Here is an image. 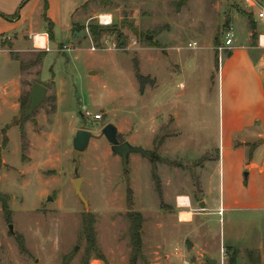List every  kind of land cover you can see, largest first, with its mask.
Instances as JSON below:
<instances>
[{
  "label": "rangeland",
  "instance_id": "obj_1",
  "mask_svg": "<svg viewBox=\"0 0 264 264\" xmlns=\"http://www.w3.org/2000/svg\"><path fill=\"white\" fill-rule=\"evenodd\" d=\"M253 2L257 7L250 9L241 0H93L77 14L70 39L67 33L56 38L58 54L13 56L20 72L10 99L18 109L0 119V195L10 213L7 218L0 204V264H87L93 259L101 264H207L205 258L227 264L232 251L237 264H264L253 250L226 248L254 240L264 214L232 211L211 214L203 222L197 206L200 185L207 190L216 180L211 171L222 147L217 68L226 51L218 50L227 32L234 47L241 45L249 17L256 25L253 14L264 8V0ZM100 16H108L109 24H100ZM91 27L103 31L97 40ZM258 27L264 33L262 22ZM16 72L0 64V84ZM35 84L47 89L44 103L13 124ZM246 98L255 95L244 92ZM85 112L101 118L85 119ZM108 124L123 133L118 132L121 142L130 139L131 146L156 159L134 154L138 162L129 163L124 176L119 157L101 136ZM79 130L92 138L75 175L72 139ZM166 139L169 145L162 147ZM245 172L237 173L236 190L249 185ZM76 178L82 180L87 206L74 194ZM170 190L190 198L197 214L192 222L178 219L169 206ZM129 213L142 217L138 254L130 245ZM17 237L26 253L20 252Z\"/></svg>",
  "mask_w": 264,
  "mask_h": 264
},
{
  "label": "crops",
  "instance_id": "obj_2",
  "mask_svg": "<svg viewBox=\"0 0 264 264\" xmlns=\"http://www.w3.org/2000/svg\"><path fill=\"white\" fill-rule=\"evenodd\" d=\"M91 1L93 0H0V64L14 66L17 71L14 78L0 84L1 120L5 115L14 114L18 109V104L12 103L10 99L14 96L12 91L16 89L20 72L19 62L14 57L26 58L31 57L33 53L40 52L44 59L50 52L57 53V47L61 45V42L57 43L56 38L67 33L68 39H70L77 14ZM253 17L256 23L255 45L253 46L251 43V33L244 22L246 37L242 39L241 45L236 47L233 46L235 42L233 38L230 49L225 50V56L221 58L222 65L219 72L217 68L223 112L219 136L222 147L211 171L216 180L212 181L211 179L207 190L200 185L202 198L197 202V206L201 211L200 217L203 222L211 214L221 216L232 211L264 214V50L257 47L258 35L264 33L259 32L255 13ZM47 32L52 34L50 40ZM34 37L40 39L38 49L35 48L32 41ZM3 43H7V46L4 44V48L1 47ZM151 54L149 53L147 56ZM41 65H39L40 68ZM89 75L93 77L97 74L89 72ZM244 92L252 93L255 95V99L246 98L243 100ZM224 95L225 100H223ZM55 102L58 112L60 98L56 92ZM167 140L164 141L162 147L169 145V140ZM126 141L134 143L130 139ZM248 147L251 149L249 151L250 158L249 152H246ZM235 151H238V155L233 156ZM132 157L133 155L129 157V163H137L138 161ZM210 161L205 163L204 170L209 166ZM243 170L246 171L244 175L246 180L248 181L250 178L249 185L246 189L236 190L234 185H239L241 182L237 173ZM169 192L172 196H169L167 202L169 206L177 210L178 219L192 222L197 214H194L195 212L192 210L190 198L182 196L180 190H170ZM177 198L186 199V206L182 208L177 206ZM200 204L204 205V210H200ZM260 225V231L257 235L255 233L254 240L252 238L244 239V244L240 246L234 241L231 246L226 248L253 250L259 254L257 257L262 262L264 257V219Z\"/></svg>",
  "mask_w": 264,
  "mask_h": 264
},
{
  "label": "water",
  "instance_id": "obj_3",
  "mask_svg": "<svg viewBox=\"0 0 264 264\" xmlns=\"http://www.w3.org/2000/svg\"><path fill=\"white\" fill-rule=\"evenodd\" d=\"M228 19L226 20V24H228ZM148 40H152L151 37H146ZM47 89L40 85L35 84L32 86L27 104L22 111H20L12 120L13 124H17L20 120L27 119L32 116V114L41 107L46 99ZM101 136L105 139L107 144L110 146V151L114 156L119 157L122 165L123 175H128V167H129V157L134 154L141 155L144 159L149 162H152L156 159L153 153H147L141 148L133 147L127 142H119L118 140V133L117 129L108 124L103 127L101 130ZM92 138V134L88 131L79 130L75 133L72 139V154H71V161L74 164V172L77 175L79 165H80V157L82 156L83 152L87 149L89 141ZM82 180L76 178L73 183V191L75 196L79 199V201L84 205L87 206L86 200L83 198L81 189ZM46 202H51V199L48 197ZM200 210H204V205H199ZM8 231L11 235H14L13 226H7ZM76 250V249H75ZM205 262L207 264H217L216 261L210 260L205 258Z\"/></svg>",
  "mask_w": 264,
  "mask_h": 264
},
{
  "label": "trees",
  "instance_id": "obj_4",
  "mask_svg": "<svg viewBox=\"0 0 264 264\" xmlns=\"http://www.w3.org/2000/svg\"><path fill=\"white\" fill-rule=\"evenodd\" d=\"M251 16V14H250ZM252 18V17H251ZM251 18H248L249 21V31L251 33V39L254 40L256 38V33H255V24L252 22ZM91 36L97 40L100 35L102 34V30L96 28V27H91ZM47 36L49 38V40L52 37L51 32H47ZM118 48L121 49V45L118 44ZM43 55H41L42 57ZM29 96V95H28ZM24 109V108H23ZM22 109V110H23ZM119 140V138H118ZM251 153L249 152V158ZM1 164V162H0ZM0 204H1V208L3 210V212L5 213V215L10 216L7 204H6V198L2 197L0 195ZM128 221H129V236H130V245H131V249L135 254H138L141 248V240H140V230H141V225H142V217L140 214L138 213H129L127 215ZM85 233L87 235H89L90 233V229H89V223L85 224L84 227ZM17 243H18V247L21 253H26V250L24 248V244H23V240L21 237H17ZM230 249V248H228ZM230 251V250H229ZM227 264H237V253L235 251H232L231 257L228 261Z\"/></svg>",
  "mask_w": 264,
  "mask_h": 264
},
{
  "label": "built area",
  "instance_id": "obj_5",
  "mask_svg": "<svg viewBox=\"0 0 264 264\" xmlns=\"http://www.w3.org/2000/svg\"><path fill=\"white\" fill-rule=\"evenodd\" d=\"M241 1L243 2V4L246 7L250 8V9L257 7V4L255 2H253V0H241ZM98 19H99V23L102 24V25H107L110 22V19H109L108 16H100ZM256 19L259 22H262L264 24V8H260L258 10V12L256 14ZM32 41H33V43L35 45V48L38 49L40 47L38 45V44H40V39L38 37H34L32 39ZM232 43H233L232 33L231 32L225 33L224 45L218 50L220 52V54H221L222 51H225L227 49H230ZM195 47H196L195 44H189V46H188V48L189 49H192V50L195 49ZM257 47L259 49L264 50V34L258 35V38H257ZM64 49L66 50L67 48L64 47ZM46 51H48V50L46 49ZM92 51H95V50L92 49ZM83 117L85 119H92V121H94V122L99 121L100 118H101L100 114H95V115L93 114L92 115L89 112H85L83 114ZM184 203H187V200L186 199H182V198H177L176 199V204L180 208L183 207V204ZM173 253H174L175 256H178L179 255V250L176 248V249H174ZM87 264H101V263H100V261L93 259V260L88 261ZM183 264H188V263L183 262Z\"/></svg>",
  "mask_w": 264,
  "mask_h": 264
},
{
  "label": "bare ground",
  "instance_id": "obj_6",
  "mask_svg": "<svg viewBox=\"0 0 264 264\" xmlns=\"http://www.w3.org/2000/svg\"><path fill=\"white\" fill-rule=\"evenodd\" d=\"M40 46V44H38ZM183 206H186V203L183 204ZM182 218V216H180Z\"/></svg>",
  "mask_w": 264,
  "mask_h": 264
},
{
  "label": "flooded vegetation",
  "instance_id": "obj_7",
  "mask_svg": "<svg viewBox=\"0 0 264 264\" xmlns=\"http://www.w3.org/2000/svg\"><path fill=\"white\" fill-rule=\"evenodd\" d=\"M119 142L121 143V141L119 140Z\"/></svg>",
  "mask_w": 264,
  "mask_h": 264
}]
</instances>
